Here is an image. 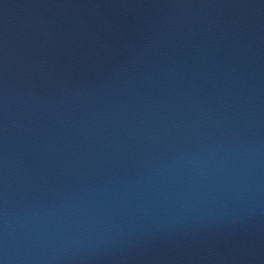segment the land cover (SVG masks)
Here are the masks:
<instances>
[{"label": "water", "instance_id": "95a60500", "mask_svg": "<svg viewBox=\"0 0 264 264\" xmlns=\"http://www.w3.org/2000/svg\"><path fill=\"white\" fill-rule=\"evenodd\" d=\"M0 264H264V65L0 120Z\"/></svg>", "mask_w": 264, "mask_h": 264}]
</instances>
